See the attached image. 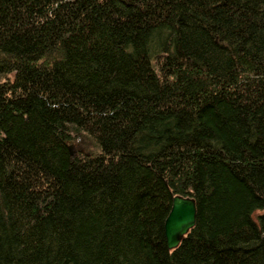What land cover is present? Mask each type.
Here are the masks:
<instances>
[{
	"label": "trees",
	"instance_id": "obj_1",
	"mask_svg": "<svg viewBox=\"0 0 264 264\" xmlns=\"http://www.w3.org/2000/svg\"><path fill=\"white\" fill-rule=\"evenodd\" d=\"M0 264H264V0H0Z\"/></svg>",
	"mask_w": 264,
	"mask_h": 264
},
{
	"label": "water",
	"instance_id": "obj_2",
	"mask_svg": "<svg viewBox=\"0 0 264 264\" xmlns=\"http://www.w3.org/2000/svg\"><path fill=\"white\" fill-rule=\"evenodd\" d=\"M69 154L74 150L70 146ZM194 201L190 198L174 196L171 199L170 209L163 222V236L166 248L175 249L182 237L194 224Z\"/></svg>",
	"mask_w": 264,
	"mask_h": 264
},
{
	"label": "rangeland",
	"instance_id": "obj_3",
	"mask_svg": "<svg viewBox=\"0 0 264 264\" xmlns=\"http://www.w3.org/2000/svg\"><path fill=\"white\" fill-rule=\"evenodd\" d=\"M255 215H257V213Z\"/></svg>",
	"mask_w": 264,
	"mask_h": 264
}]
</instances>
